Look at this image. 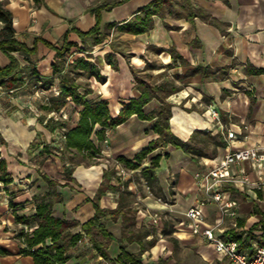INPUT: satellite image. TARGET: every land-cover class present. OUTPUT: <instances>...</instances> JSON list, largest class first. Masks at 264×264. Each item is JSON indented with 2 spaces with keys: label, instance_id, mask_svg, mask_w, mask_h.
Wrapping results in <instances>:
<instances>
[{
  "label": "crops",
  "instance_id": "1",
  "mask_svg": "<svg viewBox=\"0 0 264 264\" xmlns=\"http://www.w3.org/2000/svg\"><path fill=\"white\" fill-rule=\"evenodd\" d=\"M152 1L0 0L12 14L16 40L24 43L28 49L34 46L32 52L12 51L21 67L17 76L24 82L9 89L0 85V157L5 159L6 170L12 176L11 183H0V248L7 251L0 253V264H34L30 254L20 251L26 245L21 233L26 226L15 220L14 215L21 217L32 214L36 196L40 198L44 192L50 191L45 200L51 203L53 215L81 223L92 217L94 207L91 198L103 182L111 187L101 196V207L114 209L118 205L119 191L126 187L131 192L127 203L136 208V225L138 211L141 210L145 213L144 217H140L141 223H149L151 216L157 214L159 226L164 231L169 224L163 222L161 215L173 214L172 233L175 237L180 241L199 243L198 252L208 263L215 261L221 264L220 260L225 259L233 264L212 244L190 235L187 227L182 228L184 231L181 233L176 231L185 209L201 195L193 184V171L212 165L229 148L221 133L209 132L224 142L222 146L215 147L214 153L207 152L209 157L191 155L181 148L168 146L154 149L143 157L136 168H130L118 157L136 162L133 158L135 153L157 136L151 129V120L131 114L115 127H106L102 138L92 133L90 138L95 150L76 152L74 149H64L62 154V135L68 127L75 125L82 106L67 97L58 111L42 108L49 96L58 94L53 92V87L59 92V74L53 72L52 63L65 36L72 43L64 52L65 65L77 58H87L96 65L102 76V79H98L94 75L77 74L76 79L81 84L79 90L83 91L84 86L90 88L85 95L90 102L107 100L112 117L117 115L123 104L140 94L135 73L147 71L152 75L159 74L161 82L173 79L178 81L175 85L185 83L166 98L172 104L170 130L181 140H186L193 130H205L211 125L207 105L214 103L221 119L237 135L231 142V148L264 144V0H173L183 16H171L169 13L164 17L153 15L152 28L143 33L117 30V24L129 19L140 7ZM99 5H111L99 11V31L109 30L108 35L101 42L91 44L89 50H84L77 30L86 31L95 24L91 8ZM184 7L201 11L205 17L198 13L188 19L184 15L187 13ZM210 19L217 20L220 27L212 24ZM108 24L113 25L108 28ZM111 41L118 42L121 51H113ZM170 50L177 57L172 58ZM108 54L112 55L111 60L115 61V65L109 63ZM8 63L9 57L0 49V67ZM150 64H154L155 68L146 69ZM198 66L216 69L215 77L211 73L202 77L200 71L196 70ZM49 79L50 83L41 85L42 81ZM200 105L205 106L202 111L198 110ZM157 106L158 100L152 98L143 106V111L150 112ZM69 107L75 108L78 116L72 125L65 128V119L68 118L62 117L61 112L67 117ZM47 119L59 121L63 126L50 130L44 125ZM59 142L62 143L61 147ZM43 145L47 147L46 150H42ZM155 154H160L158 165L154 176L146 181L140 171L149 166V156ZM244 167L251 170L247 163ZM40 172L46 173L55 181V185L50 187ZM68 174L71 179L67 177ZM33 182L36 192L32 191L31 196L25 192L28 189L12 191L15 187H29ZM150 187L158 190V196L150 197ZM226 189L239 204L238 227L246 228L247 236L251 231L250 236H246L249 246L250 239L262 238L264 232L261 223L252 228V224L258 222L261 213H264L259 208L264 203V192L239 190L231 185ZM161 198L164 200L161 201ZM135 203H141L145 208L140 209ZM247 205L249 209H245ZM150 210L156 212L150 213ZM203 212L206 222L213 223L215 205L206 204ZM102 220L109 231V223H121L120 216L112 220L106 215ZM240 220L243 222L240 223ZM12 224L19 225L17 237L14 236L15 228L9 226ZM230 230L241 235L230 227L226 234ZM129 243L137 248L125 245L127 250L139 252L138 241ZM80 247L73 246L67 251V264H108L105 259L98 258L100 255L90 241L83 242ZM150 248L156 252L158 245L154 243ZM108 250L110 256H117V240L110 242Z\"/></svg>",
  "mask_w": 264,
  "mask_h": 264
},
{
  "label": "trees",
  "instance_id": "2",
  "mask_svg": "<svg viewBox=\"0 0 264 264\" xmlns=\"http://www.w3.org/2000/svg\"><path fill=\"white\" fill-rule=\"evenodd\" d=\"M116 3V2H115ZM111 5H99L91 8V11L95 16V24L86 31L77 30V33L84 43V50H89L91 44L101 42L109 30L99 31L101 8H109ZM184 6V5H183ZM187 13L184 15L188 19H192L193 16L200 14L205 17L201 11H194L190 8L184 7ZM180 9L175 5L173 0H153L149 4L140 7L137 12L129 19L117 24L118 31L130 32V33H143L148 31L153 26V15L164 17L166 13L171 16H183L180 13ZM0 22L2 28L0 30V49L9 57V63L6 66L0 67V85L4 89L14 88L19 84H22L24 80L18 78L17 72L21 70L17 58L12 54L15 50H25L32 52L34 46L27 48L22 42H19L15 38V31L12 26V14L0 3ZM210 22L220 27V23L217 20L210 19ZM113 24H108L110 28ZM111 48L113 51H121L119 49V43L111 41ZM72 43L67 41L65 36L59 48L56 50V60L52 63L53 72L59 74L58 88L59 92L56 95H51L47 98L46 103L42 106L45 110L58 111L61 106L66 102V98L69 97L74 103L80 104L82 108L79 111L78 119L74 126L68 127L64 132V143L62 150L74 149L76 152L93 151L95 150L94 144L91 141L92 133H95L98 138L104 136V129L106 127H115L116 125L124 122L131 114H135L140 119L151 120V129L157 136L150 140L146 147L135 153L134 162L123 156H119L118 159L124 162L125 165L130 168H136L141 162L143 157L151 153L156 148H166L172 146L175 148H181L184 152L201 156L206 155L204 150L211 147V152L214 153L216 146H222L224 142L219 136H212L207 132L206 138L200 137L199 134L206 133L201 129L193 130L186 140H181L175 136L169 125L170 107L171 103L166 100L168 95L178 91L181 86L175 85L172 80H166L160 83H153L150 78V72L144 71L142 73H135L136 86L138 87L140 94L136 98H132L128 103L123 104L122 108L118 111L115 117H112L109 113L107 106V100L99 99L94 101H88L85 97L86 93L90 91L88 86H84V90L80 91V82L77 81V74L80 75H94L98 79H102L98 68L87 58H77L71 63L65 65L64 52L69 48ZM159 50V49H158ZM172 58L177 57L173 50H170ZM108 60L112 65H115V61L111 60L112 55L108 54ZM155 68L154 64H150L146 69ZM196 70L200 71L201 76L205 77L212 74L215 77L216 69L209 70L207 67L203 68L198 66ZM178 77V76H176ZM51 80H44L41 85L50 83ZM155 98L159 102V106L152 111L145 113L143 106ZM42 119V118H41ZM44 125L54 130L55 127L63 126V123L57 121L52 122L47 119ZM1 141V138H0ZM47 147L43 145L42 150H46ZM160 154L149 156L150 164L147 167L141 169V175L149 181L154 176V170L158 165ZM40 176L44 179L50 187L55 185V181L52 180L46 173L40 172ZM71 179V175L67 176ZM108 178V176H106ZM12 182V176L6 170V161L0 157V183L7 185ZM111 187L109 184L101 183L93 197L91 198L94 207V213L91 218L84 222H77L75 220H67L65 218H58L53 215L51 203L45 200V197L50 193L46 191L39 198L36 196L34 204V212L29 215H23L21 217L14 215V219L26 226L21 231L23 240L25 241V247L20 251L24 254H30L33 258L34 264H67L69 255L67 251L76 245L83 235L89 238L92 247L95 249L98 255L106 260L108 264H144L141 260V253L147 249L141 241L150 234V232H133L129 226L135 225L136 208L127 203L128 197L131 194L130 190L126 187L119 191L118 205L114 209H106L100 206V198L107 188ZM119 189V188H118ZM109 215L112 220H116L118 216L121 218L123 229H128L129 234H126L125 230L121 232V236L116 238L111 231L106 228L102 217ZM243 220H240V223ZM257 223H261L262 229H264V213H261L258 222L252 224V228ZM33 227L31 231L27 228ZM79 227L75 231L73 228ZM164 233H172V228L164 230ZM251 232V231H250ZM248 236H250V233ZM227 236L238 237L237 234L229 231ZM247 236V237H248ZM242 242L244 246L248 244V238ZM47 238L52 240V244H46ZM262 238H264V232H262ZM123 239L130 241H138L140 243L139 252H130L126 249ZM112 240H117L119 253L115 258L109 254V245ZM156 238L153 236L148 240V247H151L155 243ZM174 244L177 243V238H172ZM7 251L0 248V253H6Z\"/></svg>",
  "mask_w": 264,
  "mask_h": 264
},
{
  "label": "built area",
  "instance_id": "3",
  "mask_svg": "<svg viewBox=\"0 0 264 264\" xmlns=\"http://www.w3.org/2000/svg\"><path fill=\"white\" fill-rule=\"evenodd\" d=\"M53 92L58 93V90L53 87ZM207 111L211 122L207 130L211 134L221 133L229 148L212 165L199 167L193 171V184L201 195L185 209L176 231L181 233L184 231L182 228L187 227L190 235L204 243L212 244L217 252L233 264H264V239L261 237L259 239L252 238L249 240V246L242 244L247 236V230L238 227L239 204L226 189V186L231 185L239 190L264 192V144L231 148V142L237 138L236 133L221 119L214 103L207 105ZM61 116L66 117V114L61 112ZM62 130L64 129L62 128ZM62 138H64V133ZM245 163L251 170L244 167ZM208 203L215 205L216 217L213 223L206 222L203 212V207ZM138 214L139 219L145 216L141 210L138 211ZM158 218L157 214L152 215L149 224L157 226V232L160 235L162 228L159 226ZM226 222L229 224L226 225ZM33 227L35 226H31L27 230L31 231ZM228 227L241 235L238 237L227 236ZM83 242L89 243V238L86 235L78 240L75 247L80 248ZM45 243L52 244V240L47 238ZM98 258L102 257L98 256Z\"/></svg>",
  "mask_w": 264,
  "mask_h": 264
},
{
  "label": "rangeland",
  "instance_id": "4",
  "mask_svg": "<svg viewBox=\"0 0 264 264\" xmlns=\"http://www.w3.org/2000/svg\"><path fill=\"white\" fill-rule=\"evenodd\" d=\"M2 28V23L0 22V30ZM150 80L155 83V82H161L162 78L159 76V74L157 75H152V73H150ZM173 81L174 84H178V81H174L173 79H171ZM181 85H185V83L183 82H180ZM179 83V85H180ZM157 84V83H155ZM180 85V86H181ZM205 106L203 105H200L198 107V110L199 111H202L204 109ZM77 111L75 110V108L73 107H69L67 108V117L65 118H68L69 121H67L68 119H65L66 120V126L65 128H67L68 126L72 125L73 122L75 121V118L78 116L77 114ZM150 128V127H148ZM204 131H206V133H203V134H199L200 137H203L206 138L205 136H207V132L209 133V131L207 129H205ZM58 145L61 147L62 146V143L59 142ZM211 147H209L208 149L204 150L205 154H207V152H211ZM61 153L63 154V151L65 152V150H60ZM172 178H170L171 180ZM13 188V187H11ZM36 186H35V183L33 182V184H31L29 187H22V188H19V187H15V189H12V191H16V192H23V190H27L25 192H28L29 195L31 196L32 195V191L36 192L35 190ZM149 190V193H150V197H153V196H158V190L153 189L150 187ZM162 197V196H161ZM165 198V197H164ZM164 198H161V201L164 200ZM138 202V201H137ZM140 202V201H139ZM139 206L140 209H144L145 207H142V204L141 203H135V206ZM260 210L262 212H264V203H261V206H259ZM245 209H249L248 205L245 206ZM7 210L9 211V207H7ZM11 211V210H10ZM152 212H156V211H152L150 210V213ZM158 213V211H157ZM161 218L163 220V222H168L169 226H168V229L169 227L172 228V225H173V221L175 220V217L173 216V214H170V213H164L161 215ZM11 228H15V237H17V234H19L20 230H19V225H9ZM133 232H137V230H141V232H150V234L145 237V238H142L141 241L143 242V245L145 247H147V249L141 254V258L143 261L146 262V264H216L217 262L213 261L211 263H208L206 261H204L203 257L199 254L198 252V249H199V243H196V241H187V240H184V241H180L177 237H175V235H173V233H164L163 231L161 232V234L159 235L158 232H157V228L149 223H141L140 222V219L138 220V224L134 225L133 227L132 226H129ZM25 228V227H24ZM108 228L113 231V233L116 235V236H121V232L122 230L126 232V234H129L130 231H126V229H123V225L122 223H115V224H108ZM19 230V231H17ZM155 237L156 238V241H155V245L157 244L158 245V249L156 250V252H153L151 251V248L148 247V240H150V238L152 237ZM175 237L178 239L177 243L174 244L172 238ZM125 245H129L130 248L132 247H136L135 244H130L127 240H124L123 242ZM137 248V247H136ZM81 249V247L79 248ZM116 249V247H115ZM113 249V251L115 250ZM138 252V251H137ZM220 263L221 264H229L227 262V260L225 259H222L220 260Z\"/></svg>",
  "mask_w": 264,
  "mask_h": 264
}]
</instances>
